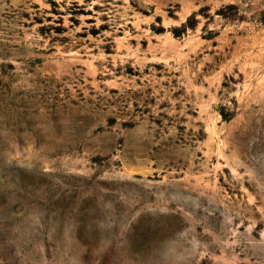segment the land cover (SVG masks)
<instances>
[{"label": "rangeland", "instance_id": "374dc122", "mask_svg": "<svg viewBox=\"0 0 264 264\" xmlns=\"http://www.w3.org/2000/svg\"><path fill=\"white\" fill-rule=\"evenodd\" d=\"M0 264H264V0H0Z\"/></svg>", "mask_w": 264, "mask_h": 264}]
</instances>
